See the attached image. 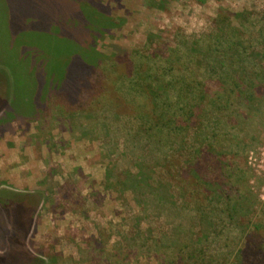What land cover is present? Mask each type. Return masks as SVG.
Masks as SVG:
<instances>
[{
  "label": "trees",
  "instance_id": "16d2710c",
  "mask_svg": "<svg viewBox=\"0 0 264 264\" xmlns=\"http://www.w3.org/2000/svg\"><path fill=\"white\" fill-rule=\"evenodd\" d=\"M22 1L21 7L15 5L12 8L17 23L9 31L13 40H20L18 56L22 62L7 57L8 61L0 65V69L10 70L14 85L21 84L14 76L17 68H22L17 64L24 62L25 67L33 69V87L26 95L31 93L35 99L33 106L19 108L22 114L14 110L19 104L14 96L17 89L11 100L6 95L5 99H0V131L15 120L40 121L41 112L52 99L68 101L70 107L82 101L78 110L68 109L67 119L78 124L85 122L83 128L79 125L83 137H98L110 157L127 158L131 165L118 175L111 162L105 169V185L121 198L131 193L141 213L131 218V225H126L124 246L129 250L139 248L155 253L163 249L178 250L181 254H167L164 262L169 264H264V217L256 221L251 219L250 225L249 220L245 221V196L236 195L237 200L229 198L228 202L223 196L226 190L222 177L232 179L234 176L225 163L228 159L226 149L216 142H219V134L222 137L235 133L234 128L238 130L235 120L231 119L234 113L222 115L218 111L217 117L208 113L210 105L218 104L219 96L228 91L238 99L245 93L254 99L259 96L256 93L264 95V83H258L264 67L253 46L255 42H264V33L261 35L260 32L259 36L251 33L250 40L242 41L239 49L235 44L239 30L231 28L234 36L223 35L229 44V53L221 54L223 57L220 58L207 52L206 56L211 54L212 59L211 79L201 83L199 95L186 100L188 88L178 87L180 83L172 81L174 77L166 79L167 71L164 76L155 78L159 69L146 65L135 68L134 63L129 66L126 60L116 62L114 71L109 67L100 68V60L105 62L107 57L97 53L96 42L111 33L116 22L110 4H105V0ZM223 17L219 15L218 21L229 20ZM217 28L213 30L220 32ZM190 39L193 49L187 53L197 56L200 41L195 36ZM15 44L14 41L11 48ZM188 44L183 41L178 47L183 49ZM0 52L7 53L5 50ZM125 55L126 58L131 56ZM47 63L55 67L51 71L55 74L53 78ZM174 65L170 66L171 76H175ZM249 70L252 74H248ZM214 74L216 78H213ZM119 78L120 83H127V93L120 91L116 81ZM222 83L228 87L233 84L234 88L223 90ZM211 84L218 86L216 90ZM92 93L104 95L113 102L102 107L98 105L95 110L83 102L84 95ZM173 97L175 103L171 102ZM170 108L175 110L170 111ZM230 147L233 151L236 146L230 142ZM14 201L9 198L0 205L1 251H8L10 247L11 230L6 210L8 214L19 205ZM231 202L232 205L227 206ZM162 215L173 217L167 234L166 231L152 232L144 228V222L158 221ZM236 228L240 229L239 233ZM98 245L101 248V243Z\"/></svg>",
  "mask_w": 264,
  "mask_h": 264
},
{
  "label": "rangeland",
  "instance_id": "374dc122",
  "mask_svg": "<svg viewBox=\"0 0 264 264\" xmlns=\"http://www.w3.org/2000/svg\"><path fill=\"white\" fill-rule=\"evenodd\" d=\"M105 1V4H110L116 22L112 32L96 42L97 53L107 57L105 62L100 60V68L109 67L114 71L116 62L126 60L129 66L134 63L135 68L146 65L147 68L159 69L155 78L164 76L167 71L166 79L174 77L172 81L180 83L178 87L188 88L186 100L199 95L201 83L211 79L210 55L222 58L221 54L229 53V44L223 35L234 36L231 28L239 30L235 43L239 49L242 41L250 40L251 33L257 36L264 33V0ZM22 2L0 0V51L7 52V55L0 52V65L6 64L7 57L22 62L18 56L20 40H13L9 33L17 23L12 8L15 5L21 7ZM219 15L229 20L220 22ZM216 27L220 32L213 30ZM193 36L200 41L197 56L187 53L193 49L190 39ZM14 41L16 44L11 48ZM183 41L189 44L179 49L178 45ZM253 46L257 48L260 65L264 67V42H255ZM207 52L211 54L206 56ZM125 53L131 56L126 58ZM170 63L175 64V76L170 75ZM49 64L46 66L51 72L55 67ZM17 66L22 67L17 68V75H14L20 85L13 84L9 69H0V99H5L6 95L11 100L17 89L14 96L19 104L14 102L18 104L14 110L22 114L23 106H33L35 97L31 93L26 94L33 87L34 78L31 75L33 69L25 67L24 62ZM51 73L53 78L55 74ZM248 74L252 71L249 70ZM116 81L120 91L127 93V83H120V78ZM259 82L264 83V73H261ZM211 86L215 90L218 87L215 84ZM221 88L231 90L234 87L233 84L228 87L222 83ZM256 94L259 96L255 99L246 93L238 99L228 91L219 96L221 101L218 104L210 105L208 112L215 117L218 111L222 115L234 113L231 119L235 120L238 130L234 128L232 131L235 133L222 137L218 132L219 142H216L223 150L226 149L228 159L225 163L234 176L232 179L221 176L226 190L223 196L226 200H237L236 195L239 194L245 196V221L249 220L250 225L253 223L251 219L256 221L264 217V95ZM84 98L83 102L95 110L98 105L102 107L113 102L104 95L93 93L84 95ZM174 99L170 101L175 103ZM228 100L229 103L226 102ZM80 102L70 107L68 101L52 99L41 112L40 121L15 120L0 131V205L9 198L19 204L9 215L6 210L11 230L10 247L8 251L0 250V264H169L164 262L167 254H181L178 250L163 249L155 253L139 248L129 250L124 246L126 241L123 238L128 231L126 225H131V218L141 213L131 193L121 198L105 185V169L111 162L115 164L118 175L130 169L131 165L127 158L110 157L98 137H83L79 125L83 128L85 122L78 124L67 119L68 109L78 110ZM174 110L170 108V111ZM230 142L236 146L234 152ZM231 205L232 202L227 206ZM173 222L172 216L162 215L158 221L143 224L152 232L159 230L167 234ZM98 243H101V248Z\"/></svg>",
  "mask_w": 264,
  "mask_h": 264
}]
</instances>
